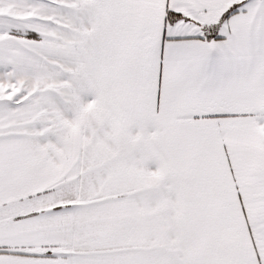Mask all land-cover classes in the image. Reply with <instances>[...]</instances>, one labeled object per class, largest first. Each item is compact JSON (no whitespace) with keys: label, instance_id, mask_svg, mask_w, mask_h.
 <instances>
[{"label":"snow or ice","instance_id":"1","mask_svg":"<svg viewBox=\"0 0 264 264\" xmlns=\"http://www.w3.org/2000/svg\"><path fill=\"white\" fill-rule=\"evenodd\" d=\"M0 264H264V0H0Z\"/></svg>","mask_w":264,"mask_h":264}]
</instances>
